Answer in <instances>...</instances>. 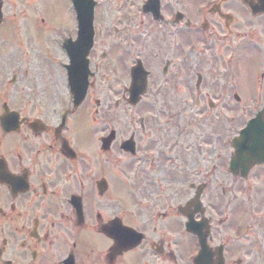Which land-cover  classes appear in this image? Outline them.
Returning a JSON list of instances; mask_svg holds the SVG:
<instances>
[{
    "label": "flooded vegetation",
    "instance_id": "1",
    "mask_svg": "<svg viewBox=\"0 0 264 264\" xmlns=\"http://www.w3.org/2000/svg\"><path fill=\"white\" fill-rule=\"evenodd\" d=\"M91 1L74 105L67 55L51 78L40 52L13 42L34 30L28 41L73 47L75 7L64 23L53 0H0V264H264V165L230 171L232 104L210 102L198 72L170 70L199 45L232 57L237 31H264V13L244 0ZM132 67L146 75L135 103Z\"/></svg>",
    "mask_w": 264,
    "mask_h": 264
},
{
    "label": "rangeland",
    "instance_id": "2",
    "mask_svg": "<svg viewBox=\"0 0 264 264\" xmlns=\"http://www.w3.org/2000/svg\"><path fill=\"white\" fill-rule=\"evenodd\" d=\"M51 7L64 18V23L67 21L68 17V0H53ZM26 30L30 28L29 26L25 27ZM240 29L239 36L235 37V45H237L239 40H245L244 37H247L248 31ZM24 32L20 30L17 34L18 41L17 43L13 42L16 45L21 44V46L26 45L28 50V55H36L40 52L39 57L41 59V67L43 69V74H47L51 78H61L63 72L61 66L57 63V59L60 60V50L56 45L49 44L44 41H28L35 36L34 30H27ZM264 34V31L260 30ZM242 32H244L242 34ZM258 33L256 36L257 39H262L264 44V35ZM41 37H46L48 35L53 36V30H41L38 33ZM248 38V37H247ZM27 43V44H26ZM229 43V42H228ZM231 44V42L229 43ZM227 45V42L225 43ZM245 45V46H244ZM242 44V52L236 54V58H227L228 54L226 52V47L219 43L218 47H214L212 51L204 53L203 55L216 54L215 59H209V63L198 62L195 55L188 58V61L185 63H178L175 60L171 61L170 70L175 73L179 71V79L183 82L185 77L191 75L192 82L195 80V72H198L201 75L202 68L203 73L206 72L205 77H207L208 86H212L215 90H220L224 94V100H221L219 94L209 87L205 88V91L208 93H203L208 95L210 99H216L220 97L219 102H224L232 104L234 109V126L244 125L246 118L241 116L239 113V108H242L245 104L248 105L247 115L254 113L255 109H259L262 105L264 106V58H262V53L258 51L250 42ZM237 47V46H236ZM237 49V48H236ZM239 50V49H237ZM236 50V51H237ZM214 51V52H213ZM216 51L218 53H216ZM241 55V56H240ZM240 56V57H239ZM263 73V78H260V74ZM202 76V75H201ZM233 78V81L232 78ZM204 78V77H203ZM234 85V86H233ZM205 87V86H204ZM192 88V85H188L187 89L180 91L179 95L182 96V99L187 100V93ZM217 90V91H218ZM192 91V90H190ZM233 94L239 98V105L235 104L232 100ZM250 98V99H249ZM250 100H253V103H250ZM238 108V110H236ZM250 109V110H249ZM222 120L227 119L228 115L227 110H221L218 108L214 111ZM172 117L173 112L171 111ZM214 117V116H213ZM174 120L177 122L181 119L178 116L174 117ZM228 125V124H227ZM224 126L226 124L224 123Z\"/></svg>",
    "mask_w": 264,
    "mask_h": 264
},
{
    "label": "water",
    "instance_id": "3",
    "mask_svg": "<svg viewBox=\"0 0 264 264\" xmlns=\"http://www.w3.org/2000/svg\"><path fill=\"white\" fill-rule=\"evenodd\" d=\"M89 48V43L86 45V49ZM87 52V50H86ZM86 52L79 59V63L81 67L84 69V73L82 76L86 78L85 72V63H83V57L86 55ZM75 63L77 64V58H75ZM137 76H133L132 84L137 81ZM242 143L240 145H236V149L238 155L246 153L248 160L251 163H264V124H263V114H258L256 118L251 120L247 125V128L243 131L242 135ZM243 158V157H242Z\"/></svg>",
    "mask_w": 264,
    "mask_h": 264
}]
</instances>
